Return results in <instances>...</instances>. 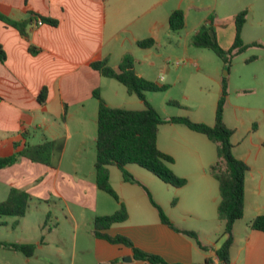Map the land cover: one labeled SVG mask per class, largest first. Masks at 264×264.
<instances>
[{
	"label": "crops",
	"instance_id": "obj_1",
	"mask_svg": "<svg viewBox=\"0 0 264 264\" xmlns=\"http://www.w3.org/2000/svg\"><path fill=\"white\" fill-rule=\"evenodd\" d=\"M162 1L151 0L149 8L156 4L159 6L150 12L149 17L139 15L135 18V7L147 0H0V13L13 20L25 21L28 34L24 37L16 28L0 20V46L5 54V59L0 60V156L10 155L26 144L46 140L63 142L55 168L25 157L1 168L2 199L11 187L23 189L38 198L55 195L75 227L78 223L70 205L79 207V216L85 217L86 212L91 225L87 237L92 236L96 264L149 263L134 259L128 246L110 243L92 233L94 217L114 212L119 203L112 197L109 199L96 186L93 172L83 174L79 171L75 159L85 148L83 139L79 138V126L87 115L96 123L97 105H87L94 98V89L99 90L108 105L118 106L110 102L116 97L108 100L103 94L106 86L117 88L113 79L101 76L89 65L90 61L106 58L110 66L117 68L122 56L128 53L135 59L134 69L140 76L148 80L155 78L153 82L163 84L162 77L153 75L157 64V59L154 61L152 56L154 45L141 48L137 41L152 37L156 44H160L162 36L170 32L168 17L171 11L177 8L183 10L185 27L191 7L200 3L223 13L221 17L212 13L208 16L213 17L216 38L224 49H228L233 42V17L241 10H247L241 31L243 42L264 46V0H169L165 6ZM41 16L56 19L57 24L51 25ZM205 16H200L194 33L200 23L206 21ZM37 18L42 20V24L36 23ZM225 31L226 37L223 34ZM221 38L225 40L222 42ZM30 45L36 47L35 54L29 52ZM256 61L257 56L254 55L242 60L245 64ZM259 77L260 74L255 72L245 74L241 82H256ZM211 78L215 79L221 94L223 79ZM226 83L225 100L230 99L231 90L238 95L254 90L246 83L234 87L229 79ZM43 87L46 88V99L40 103L37 96ZM114 94L116 96L117 91ZM233 106L239 110L238 113L230 116L224 108L223 120L233 130V153L248 165V170L244 178L242 217L246 227L242 234H238L235 223L233 225L234 241L228 264H264V231L249 227L252 218L264 213V103L252 107L237 102ZM207 123L212 125L214 119ZM161 126H164L162 131ZM73 137L74 160L64 167L63 158ZM92 140V156L95 159L96 136ZM157 145L172 155L171 169L177 176L186 179L183 186L173 187L151 172L144 171V168L129 167L132 164H127L125 168L147 188L174 226L195 231L200 243L208 249H201L192 238L163 224L143 186L125 181L118 168L114 171L115 165L108 166L110 183L126 207L127 218L112 224L106 232L124 235L136 247L160 255L170 263L219 264L215 251L221 243L217 244L212 239L220 233L224 224L217 217L218 181L208 170L217 159L215 143L182 124L163 123L158 127ZM73 237H77L75 233ZM206 259H209L208 263Z\"/></svg>",
	"mask_w": 264,
	"mask_h": 264
},
{
	"label": "trees",
	"instance_id": "obj_2",
	"mask_svg": "<svg viewBox=\"0 0 264 264\" xmlns=\"http://www.w3.org/2000/svg\"><path fill=\"white\" fill-rule=\"evenodd\" d=\"M246 14L247 10H241L234 15V38L228 49H224L216 38L212 16L199 25L192 35L191 44L210 48L224 60L236 56L246 50V48L257 44L255 42L244 43L242 40L241 31L246 20ZM41 18L51 25L55 26L57 24L56 19L43 16ZM0 20L16 28L22 36L27 37L25 21L10 19L2 13H0ZM184 25L183 10L180 8L172 10L168 17V28L170 31L181 30ZM154 43L155 40L152 37L137 41V45L141 48L150 47ZM28 50L32 54L37 52L36 47L32 45L28 47ZM4 59L5 54L0 46V60ZM134 62L135 59L132 55L126 53L122 56L117 68L110 66L106 58L95 59L89 63L101 76L115 79L123 84L127 93L136 95L144 105L141 109L112 107L102 98L98 89L92 91L93 97L98 102L95 140L96 157L93 164L94 180L100 190L108 193L119 203V207L114 212L94 217L92 233L94 236L105 239L110 243L128 246L132 250L134 259L142 260L149 264H185L179 262L170 263L160 255L136 247L124 235H110L106 232L112 224L124 221L127 218L126 207L120 201L110 183L108 166L115 165L120 170L125 181L139 185L142 184L126 170L125 166L127 164H136L173 187H181L186 183L185 178L177 176L171 169L170 165L174 161L172 155L162 151L157 145V134L160 124H182L195 132L204 134L216 145L217 159L209 166L208 170L218 181L219 202L217 205V217L224 224V240L220 247L216 249L215 254L218 257L219 264H228L230 262V248L234 241L233 225L244 214V178L248 165L234 155L231 142L233 130L223 120V106L227 95L226 79L223 78L222 80L221 94L217 100L214 123L212 125L193 121L187 116L162 117L147 101L145 92L165 90L167 85H158L140 76L134 69ZM37 99L40 103L45 101V87L40 90ZM169 102L177 104L175 101ZM14 147H17L16 143H14ZM62 148L63 142L61 140H46L42 143L26 144L10 155L0 156V169L14 164L20 157L55 168L58 165ZM143 188L146 190L150 202L156 208L163 224L192 238L201 249H208V247L200 243L195 231L178 229L174 226L162 207L153 200L147 188L145 186ZM31 198L32 196L25 190L11 187L6 197L0 201V215L23 216ZM174 202L175 198L172 200V203ZM249 227L254 230L264 231V213L252 218L249 222ZM0 246L20 251L26 256H31L35 250V245L32 243L0 241ZM205 262L208 263L209 259H206Z\"/></svg>",
	"mask_w": 264,
	"mask_h": 264
},
{
	"label": "rangeland",
	"instance_id": "obj_3",
	"mask_svg": "<svg viewBox=\"0 0 264 264\" xmlns=\"http://www.w3.org/2000/svg\"><path fill=\"white\" fill-rule=\"evenodd\" d=\"M150 1L139 3L135 7L133 16L136 15L135 18H137L139 15H148L149 17L150 12L159 6L156 4L149 8ZM166 1L169 0L162 1L164 6ZM191 8L184 28L178 31H170L167 35L162 36L160 44L154 43L152 56H154V61L157 59V64L153 75L158 78L162 77L161 82H164L163 84H166L167 88L159 91H146L147 101L162 117L187 116L193 121L208 124L207 121L214 119L216 103L220 96L219 87L215 83V79L211 77L229 79L230 85L232 84L234 87L242 83V75H250L255 72L260 74L256 82L255 80L249 81V83L245 82L254 90L249 94L240 95L235 91L228 90L230 99L225 100L223 108H225V112L233 116L239 111L233 106L234 103L239 102L252 107L264 103V98H262V94H264V46H251L228 60H224L210 48L194 46L190 40L194 34V26H196L200 16L204 14L208 18V15L212 13L221 17L223 13L210 7V5H203V3ZM223 34L226 37V31ZM221 40L223 42L225 39L221 38ZM251 55L257 56L256 62L251 64L242 62L243 58H248ZM146 60L150 61L149 59ZM228 70H230V74ZM112 81L117 88L106 86L103 93L108 100L110 97H116L110 102L121 108L137 109L144 106L136 95L127 93L123 84L114 79ZM114 91H117L116 96ZM169 101H175L177 104ZM89 103L98 106L96 98L88 101L87 105ZM162 127L164 126H161V131ZM79 128L81 130L79 138L83 139L85 148L79 158L75 160H77L78 169L81 173H94L93 162L95 159L92 156V139L96 136V123L87 115ZM73 129L74 127H72ZM74 139L75 137L68 143L63 158L62 165L64 167H67L74 160L72 157ZM129 167L143 169L136 164ZM113 169L117 171L116 166H113ZM92 178H94V174ZM104 194L109 199L113 198L108 193L104 192ZM3 197L0 191V201L3 200ZM70 207L74 209L77 227L66 213L62 202L58 201L55 195H49L46 199L32 196L23 216L0 215L1 242L32 243L35 245L34 253L31 256L0 246V264H96L92 236L87 237V231L91 227L88 224L87 214L85 212V217H81L79 216L81 210L79 207L74 205H70ZM234 223L236 232L242 234L246 227L244 218L237 219ZM223 229L224 227L212 239L213 242L222 243ZM73 233L77 236L76 238L73 237Z\"/></svg>",
	"mask_w": 264,
	"mask_h": 264
},
{
	"label": "built area",
	"instance_id": "obj_4",
	"mask_svg": "<svg viewBox=\"0 0 264 264\" xmlns=\"http://www.w3.org/2000/svg\"><path fill=\"white\" fill-rule=\"evenodd\" d=\"M36 23H37V24H42V20H41L40 18H37V19H36Z\"/></svg>",
	"mask_w": 264,
	"mask_h": 264
},
{
	"label": "water",
	"instance_id": "obj_5",
	"mask_svg": "<svg viewBox=\"0 0 264 264\" xmlns=\"http://www.w3.org/2000/svg\"><path fill=\"white\" fill-rule=\"evenodd\" d=\"M127 260H131V257H127Z\"/></svg>",
	"mask_w": 264,
	"mask_h": 264
}]
</instances>
